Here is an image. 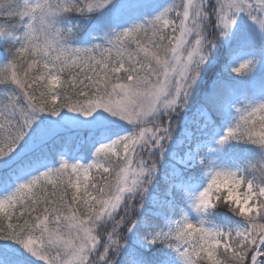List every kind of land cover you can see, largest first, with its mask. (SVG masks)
I'll list each match as a JSON object with an SVG mask.
<instances>
[{"label":"snow or ice","instance_id":"obj_1","mask_svg":"<svg viewBox=\"0 0 264 264\" xmlns=\"http://www.w3.org/2000/svg\"><path fill=\"white\" fill-rule=\"evenodd\" d=\"M0 264H264V0H0Z\"/></svg>","mask_w":264,"mask_h":264}]
</instances>
